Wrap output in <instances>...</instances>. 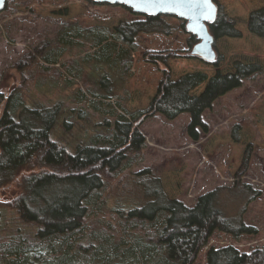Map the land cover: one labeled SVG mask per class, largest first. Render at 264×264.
Wrapping results in <instances>:
<instances>
[{"label": "trees", "instance_id": "16d2710c", "mask_svg": "<svg viewBox=\"0 0 264 264\" xmlns=\"http://www.w3.org/2000/svg\"><path fill=\"white\" fill-rule=\"evenodd\" d=\"M216 5V18L207 23L214 40L239 37L233 20ZM246 24L250 33L264 38V7L250 12ZM171 28L158 15L121 21L112 33L98 26L63 29L53 41L29 50L17 68L23 76L27 71L42 74L47 64L58 63L75 49L76 59L71 63H96L98 69L105 66L97 78L87 80L92 95L108 99L131 55L118 42L130 46L140 33L168 34ZM191 39L196 41L195 36ZM165 54L146 53L145 57L163 63ZM219 59L213 61L214 66ZM24 63H32L29 70ZM229 69H216L210 76L202 71L175 79L164 75L148 106L135 111L120 103L121 111H117L99 101L94 109L103 110L110 118L92 124L98 128L92 134L63 146L51 139L50 132L60 120L66 127L65 117L74 109H65L62 101L26 102L21 92L12 91L0 113V189L8 191L14 186L7 199H0V264H193L215 231L234 238L257 233L243 214L261 190L241 182L238 176L231 186H217L187 206L167 195L161 178L151 169L125 173L143 159L145 138L138 130L142 120L156 113L167 119L187 113L186 130L195 141L198 128L207 129L203 113L244 79L261 71L262 65L250 59L237 60ZM35 83L42 84L39 80ZM199 86L203 87L196 92ZM82 100H86L85 94L79 96L78 102ZM77 111L82 114L83 109ZM85 127L89 131L88 124ZM238 131L239 126H234L236 141L240 139ZM251 154L250 146L243 155L240 174ZM223 198L237 201L235 214L226 211ZM205 264H264V246L249 252L232 245L211 246Z\"/></svg>", "mask_w": 264, "mask_h": 264}, {"label": "rangeland", "instance_id": "374dc122", "mask_svg": "<svg viewBox=\"0 0 264 264\" xmlns=\"http://www.w3.org/2000/svg\"><path fill=\"white\" fill-rule=\"evenodd\" d=\"M215 1L240 31L239 37L224 36L214 40L215 60L221 57L218 66H214V60L207 62L194 55L192 50L199 40L186 31L184 21L162 15L161 18L172 27L170 33H140L130 46L118 42L131 55L126 67L121 65L124 74L113 82L108 99L88 91L90 80L87 78L93 81L105 66L98 69L96 63H71L76 59L75 49L71 54L65 53L58 63L47 64L42 74L27 71V76H23L17 67L29 50L42 42L51 41L63 29L98 26L112 33L119 22H130L142 16L124 6L95 4L86 0H7L0 11V113L8 95L15 90L21 92L26 102H64L65 109L74 110L65 117L66 127L58 120L56 129L50 132L51 139L57 140L60 146L66 141L72 142L75 138L92 134V130L98 129L92 124L100 125L104 117H109L103 110L98 112L94 109L99 101L109 103L117 111H121L117 103L124 105L128 111H135L148 106L164 75L175 79L187 72L202 71L210 76L216 69L229 71L233 61L237 60L250 59L262 65L261 71L244 79L239 87L218 98L203 113L207 129L198 128L195 141L186 130L190 121L187 113L174 119H167L159 113L152 114L138 126L145 138L143 159L125 173L151 169L161 178L170 198L192 206L199 195L217 186H231L236 176L241 182L261 190V195L248 204L243 214L244 221L253 225L257 233L234 238L215 231L200 249L193 264H205L206 251L211 246L232 245L241 252L264 246V38L250 33L246 24L248 14L264 7V0ZM192 36L196 37V41L191 39ZM146 53L170 55L167 57L168 54H165V61L161 63L150 61L145 57ZM31 64L22 65L29 70ZM37 80L42 84L38 86L35 83ZM202 87L199 86L196 92ZM81 94L86 95V100L78 102ZM102 108L110 109L108 105H102ZM80 109H83L82 114L77 111ZM80 117L85 119L80 121ZM87 124L89 131L85 127ZM236 125L239 126V141L232 137ZM250 146L252 154L245 171L240 174L238 169L246 148ZM13 189L14 186L8 191L1 188L0 199H7ZM223 199L226 211L235 214L237 201Z\"/></svg>", "mask_w": 264, "mask_h": 264}, {"label": "water", "instance_id": "95a60500", "mask_svg": "<svg viewBox=\"0 0 264 264\" xmlns=\"http://www.w3.org/2000/svg\"><path fill=\"white\" fill-rule=\"evenodd\" d=\"M7 0H0V11ZM95 4L119 5L131 9L141 16H173L184 21L187 32L196 35L199 42L193 47V53L200 59L212 62L216 52L213 47L214 37L207 23L213 22L217 15L214 0H87Z\"/></svg>", "mask_w": 264, "mask_h": 264}, {"label": "snow or ice", "instance_id": "6c2138e0", "mask_svg": "<svg viewBox=\"0 0 264 264\" xmlns=\"http://www.w3.org/2000/svg\"><path fill=\"white\" fill-rule=\"evenodd\" d=\"M145 2H152V0H145ZM205 3H207V0H204Z\"/></svg>", "mask_w": 264, "mask_h": 264}]
</instances>
